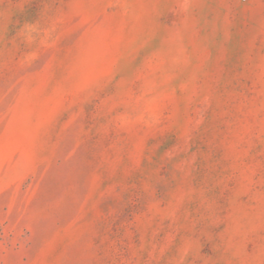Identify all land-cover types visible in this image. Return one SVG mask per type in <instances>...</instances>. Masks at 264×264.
Returning <instances> with one entry per match:
<instances>
[{"label": "rangeland", "instance_id": "1", "mask_svg": "<svg viewBox=\"0 0 264 264\" xmlns=\"http://www.w3.org/2000/svg\"><path fill=\"white\" fill-rule=\"evenodd\" d=\"M0 264H264V0H0Z\"/></svg>", "mask_w": 264, "mask_h": 264}]
</instances>
